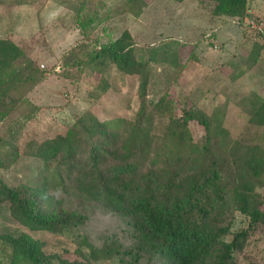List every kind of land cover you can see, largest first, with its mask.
<instances>
[{
    "label": "rangeland",
    "instance_id": "rangeland-1",
    "mask_svg": "<svg viewBox=\"0 0 264 264\" xmlns=\"http://www.w3.org/2000/svg\"><path fill=\"white\" fill-rule=\"evenodd\" d=\"M246 1L247 17L264 20V0ZM214 7L208 0H0V40L13 43L24 54L27 61H21L20 69L40 78L16 84L10 93L16 106L0 123L4 145L0 152L11 143L20 158L8 168L0 167V185L14 189L46 180L49 193L63 199L66 210L84 218L59 234L31 232L10 217L8 203L0 200V234H27L43 243L46 254L67 261H82L90 248L101 249L105 242L120 252L133 248L132 232L122 217L73 191L63 193L54 181L52 165L43 177V165L23 156L27 142L66 135L87 111L104 123L134 120L137 78L112 65L86 64L99 44L124 33L133 43L131 59L144 63L150 74L148 117L123 146L124 156L137 152L136 163L142 166L168 144L192 141L184 160L190 168L198 166L205 132L195 121L166 135L167 115L161 117L152 108L164 94L178 116L181 109L191 107L225 130L230 140L264 152V51L232 18L213 15ZM215 149L228 156L222 146ZM257 193L264 202V189ZM226 204L208 222L212 229L225 232V243L248 228L247 217L234 208L230 195ZM233 256L236 264H264V228L254 231ZM120 258L97 263L123 264ZM148 260L137 264H162ZM0 264H6L1 252Z\"/></svg>",
    "mask_w": 264,
    "mask_h": 264
},
{
    "label": "trees",
    "instance_id": "trees-1",
    "mask_svg": "<svg viewBox=\"0 0 264 264\" xmlns=\"http://www.w3.org/2000/svg\"><path fill=\"white\" fill-rule=\"evenodd\" d=\"M208 1L215 4L213 15L232 18L237 26L249 18L246 0ZM132 49L131 39L124 33L113 42L99 44L86 64L112 65L137 78L139 105L134 120L104 123L87 111L66 135L41 143L27 142L23 156L43 165V177L52 165L56 169L54 181L63 193L73 191L122 217L132 232L133 248L120 252L105 242L101 249L90 248V255L83 256L82 261H67L46 254L43 243L27 234L4 233L0 234V252L6 264H98L118 255L123 264H137L145 257L162 264H236L234 253L242 249L254 231L264 228V202L259 201L257 193L264 189V152L230 140L225 130L202 117L198 110L181 109L178 116L166 94L152 107L161 117L167 115L166 135L173 129H187L190 122L202 126L206 143L195 168L188 167L184 160L194 146L192 141L186 145L168 144L142 166L136 163L137 152L127 157L122 154L123 146L148 117L150 74L144 63L131 59ZM24 60V54L13 43L0 40V123L16 106L10 96L16 84L40 81L36 72L20 69ZM0 145L4 147L2 142ZM5 145L8 149L0 152V167L8 168L19 160L20 153L11 143ZM221 146L227 157L216 152L215 148ZM227 195L234 208L247 217L248 228L225 243V232L212 229L208 222L227 206ZM0 200L8 203L10 217L31 232L59 234L84 220L66 210L63 199L57 200L49 193L46 180L14 189L0 185Z\"/></svg>",
    "mask_w": 264,
    "mask_h": 264
},
{
    "label": "built area",
    "instance_id": "built-area-1",
    "mask_svg": "<svg viewBox=\"0 0 264 264\" xmlns=\"http://www.w3.org/2000/svg\"><path fill=\"white\" fill-rule=\"evenodd\" d=\"M241 32L247 34L251 41L258 42L264 51V20L249 16L248 20L238 26Z\"/></svg>",
    "mask_w": 264,
    "mask_h": 264
}]
</instances>
